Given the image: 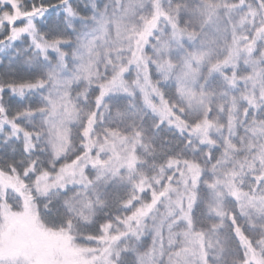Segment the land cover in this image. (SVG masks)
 I'll use <instances>...</instances> for the list:
<instances>
[{
    "label": "snow or ice",
    "instance_id": "obj_1",
    "mask_svg": "<svg viewBox=\"0 0 264 264\" xmlns=\"http://www.w3.org/2000/svg\"><path fill=\"white\" fill-rule=\"evenodd\" d=\"M0 264H264V0H0Z\"/></svg>",
    "mask_w": 264,
    "mask_h": 264
}]
</instances>
